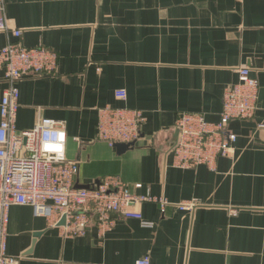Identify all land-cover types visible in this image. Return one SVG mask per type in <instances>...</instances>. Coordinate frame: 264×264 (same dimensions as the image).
Segmentation results:
<instances>
[{
    "label": "crops",
    "instance_id": "crops-1",
    "mask_svg": "<svg viewBox=\"0 0 264 264\" xmlns=\"http://www.w3.org/2000/svg\"><path fill=\"white\" fill-rule=\"evenodd\" d=\"M27 47L58 53L55 75L23 78L17 126L63 123L77 184L116 175L147 202L144 226L118 217L102 234L65 236L30 206L10 209L8 252L21 264H264V0H5ZM13 35L0 32V49ZM249 67L259 82L256 114L233 120L238 136L215 169L179 168L161 149L182 112L219 120L223 96ZM8 83L0 69V102ZM124 88L127 99L116 96ZM112 105L145 114L139 138L119 152L98 139V111ZM1 121V116H0ZM142 183L144 188L135 186ZM193 202V209L179 205ZM40 234L35 237V234Z\"/></svg>",
    "mask_w": 264,
    "mask_h": 264
},
{
    "label": "built area",
    "instance_id": "built-area-1",
    "mask_svg": "<svg viewBox=\"0 0 264 264\" xmlns=\"http://www.w3.org/2000/svg\"><path fill=\"white\" fill-rule=\"evenodd\" d=\"M0 32L17 38L0 49V69L8 83L0 102V264H21V256L8 252L10 209L14 205L30 206L35 216L48 218L65 236L85 235L94 224L104 234L120 216L153 226L145 220L143 206L147 202L158 203L164 214L170 203L166 198L155 196L148 189L134 193L116 175L105 176L88 188L77 185L80 163L67 157V132L62 122L46 119L30 129L18 128V82L27 77L55 75L59 56L46 46L24 45L22 30L9 23L5 0H0ZM259 90L251 69L241 67L238 81L225 90L218 121L208 120L201 112L180 113L175 126L179 130L178 141L170 150L173 165L215 169L218 160L230 154L238 139L229 124L255 116ZM116 96L126 100L127 91L121 88ZM144 121L145 114L140 109L103 106L98 111V139L112 148L131 144L139 138ZM135 187L142 189L144 185L138 183ZM194 206L193 202L179 205L181 209ZM64 217L65 224L59 225ZM136 264H151L150 257L145 256Z\"/></svg>",
    "mask_w": 264,
    "mask_h": 264
},
{
    "label": "water",
    "instance_id": "water-1",
    "mask_svg": "<svg viewBox=\"0 0 264 264\" xmlns=\"http://www.w3.org/2000/svg\"><path fill=\"white\" fill-rule=\"evenodd\" d=\"M178 134H179V130L175 129L172 137L167 140L166 144L163 145L161 149L163 150L164 148H167L168 151H170L172 148H174L178 141ZM127 147H128V144H118L117 145L119 152L124 151ZM78 186L85 187V188L89 187V186H81V185H78ZM63 224H65V217L59 222V225H63ZM39 235H40L39 233L35 234V237H38Z\"/></svg>",
    "mask_w": 264,
    "mask_h": 264
},
{
    "label": "snow or ice",
    "instance_id": "snow-or-ice-1",
    "mask_svg": "<svg viewBox=\"0 0 264 264\" xmlns=\"http://www.w3.org/2000/svg\"><path fill=\"white\" fill-rule=\"evenodd\" d=\"M61 138H63V134H61Z\"/></svg>",
    "mask_w": 264,
    "mask_h": 264
}]
</instances>
